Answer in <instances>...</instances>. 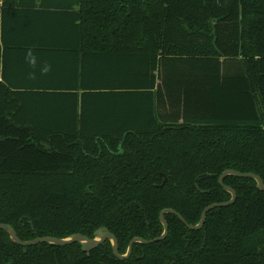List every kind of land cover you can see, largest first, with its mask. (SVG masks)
<instances>
[{
    "label": "trees",
    "instance_id": "trees-1",
    "mask_svg": "<svg viewBox=\"0 0 264 264\" xmlns=\"http://www.w3.org/2000/svg\"><path fill=\"white\" fill-rule=\"evenodd\" d=\"M0 1V223L21 240L105 228L126 255L164 210L198 225L230 201L225 171L264 182V0ZM62 32L75 85L54 88ZM224 183L233 205L199 231L167 214L129 259L0 229V264H264V192Z\"/></svg>",
    "mask_w": 264,
    "mask_h": 264
},
{
    "label": "water",
    "instance_id": "water-1",
    "mask_svg": "<svg viewBox=\"0 0 264 264\" xmlns=\"http://www.w3.org/2000/svg\"><path fill=\"white\" fill-rule=\"evenodd\" d=\"M228 176H236L238 178L254 179L258 184V188L264 192V182L261 179V177H259L258 175L254 174V173H241V172H237L234 170H227L220 176L219 183L227 192H229L232 195V199L230 201L225 202V203H216V204H212V205L208 206L203 211L201 221L198 225H189L186 222V220L179 213H177L175 210H172V209L164 210L160 214V220L164 226V234L161 237L152 239L150 241L144 240L142 238L133 239L129 245V249H128V252L126 255H121L119 253V243H118L117 238L115 237V235H113L111 232H109L105 228L98 230L96 232L95 238H88L87 236H84L81 234H75V235H73L67 239H59V238H55V237H42V238L34 239L31 241L21 240L18 237L15 229L10 225L0 223V229L7 232L9 234L11 240L21 247H31V246H36V245L43 244V243H48V244H52L55 246H67V245H71V244H75V243H81L83 246V251L85 253H90L93 250L99 248L101 245H103L107 241H110L112 243L114 256L120 260H126L132 256L134 245L136 243L149 245V244H154L157 242L164 241L168 237L169 224H168V221L166 220L167 214L176 215L188 227V229H190L192 231H199V230L203 229V227L206 223V220H207L208 213L211 210H213L215 208H225V207H229V206L233 205L237 200V192L233 188L225 185V183H224L225 178Z\"/></svg>",
    "mask_w": 264,
    "mask_h": 264
},
{
    "label": "crops",
    "instance_id": "crops-1",
    "mask_svg": "<svg viewBox=\"0 0 264 264\" xmlns=\"http://www.w3.org/2000/svg\"><path fill=\"white\" fill-rule=\"evenodd\" d=\"M1 4H2V1H0V5ZM78 9H79L78 6H75L74 7V10H78ZM29 14L30 15L31 14H34L35 15L36 13H35V11H33L32 13H29ZM37 15H38V17H40V13H37ZM57 16H59V18H61V21H62V19H64V18H71L72 15L71 14H68V13H62L61 12V13H58ZM35 35L37 37H39V34L38 33L35 34ZM71 35H73V34H70L68 32H62L60 34V41L61 42L59 43L58 47L61 48V51L57 52L58 55L60 56V59H59L58 62L55 61V63H57L58 66H59V69H58L59 71L56 69V75L58 77L54 78L53 80H51L49 82L48 81L46 83L44 82L45 85L51 84L52 87H54V88H58L60 86H74L75 85V83H71V81H70V78H71V69H73L71 67V64H70V56H71L70 54H72L73 57L76 58V56H74L75 53H70L69 52V51L76 50L73 47L75 45V42L70 41V38L69 37H71ZM12 37H16V36H13V34L11 33V37L10 38H12ZM21 38H23V35H21ZM15 51H16V53H15V55L13 57H15V58L17 57L18 60L13 61L12 64H14L15 66H17V71L23 72L25 70V68H29L30 69L31 67L29 66L28 61L27 60H24V58H27V56L30 53L29 52H24L22 50H15V49L14 50H9L8 52L10 54H12ZM12 68L13 67L10 66V69H12ZM44 68H45L44 69V72H46V71L49 72V71H52V69H53V68H50L49 66H45ZM54 76H55V74H54ZM42 84H43V82H42ZM47 91H49V90H47ZM53 91H57V90H53ZM79 94L81 95L82 92H79Z\"/></svg>",
    "mask_w": 264,
    "mask_h": 264
}]
</instances>
